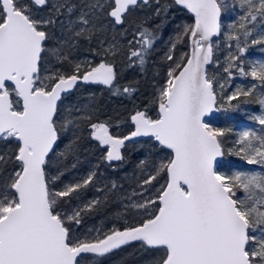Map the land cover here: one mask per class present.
Wrapping results in <instances>:
<instances>
[{
  "label": "snow or ice",
  "instance_id": "6c2138e0",
  "mask_svg": "<svg viewBox=\"0 0 264 264\" xmlns=\"http://www.w3.org/2000/svg\"><path fill=\"white\" fill-rule=\"evenodd\" d=\"M173 5L193 22L177 28L166 79L149 104L133 107L127 134H117L120 120L99 119L94 94L86 105L65 103L81 84L131 98L137 88L120 85L117 61L144 71L156 39L131 17L145 8L166 17ZM237 7L239 20L225 31L222 17ZM222 34L236 49L224 73L232 79L235 69L264 91V62L245 71L241 59L249 45L264 46V0H0V264H101L96 258L132 242L150 264H264V171H221L225 130L210 119L239 110L231 101L257 88L237 87L229 109L218 106L217 84L221 91L224 84L208 66ZM84 44L91 58L76 60ZM181 44L189 50L177 54ZM258 102L261 114L252 119L262 130L243 131L232 154L264 169V98ZM84 141L102 148L113 170L140 146L130 193L115 181L97 187L99 165L65 183ZM92 188L105 200L119 194L118 206L135 222L82 232L102 203L83 202Z\"/></svg>",
  "mask_w": 264,
  "mask_h": 264
},
{
  "label": "trees",
  "instance_id": "16d2710c",
  "mask_svg": "<svg viewBox=\"0 0 264 264\" xmlns=\"http://www.w3.org/2000/svg\"><path fill=\"white\" fill-rule=\"evenodd\" d=\"M162 2L171 5L172 0H162ZM233 0H229L232 3ZM43 14V13H42ZM240 11L230 8L222 17V24L225 25V31L228 30L227 26L234 22H238ZM131 19L135 20L138 24L143 21V26L152 30L156 39L153 47L147 57V62L144 66V71H141L139 66L132 68L128 67L125 63L117 61V67L119 71V83L121 86H133L137 88V91L131 98L124 96H112L110 92L103 85H84L81 84L78 90L74 91L65 101L67 104H81L86 105L89 103L92 95H95V103L98 105L100 111L98 117L100 120H110L115 124L117 120L121 121L119 131L114 128L113 131L117 134H127L128 115L132 111L133 107L143 108L149 104L152 100V94L156 90L158 85L163 84L166 79V73L168 67L171 65V61L166 60V54L169 51L171 42L175 38L177 28L182 29L183 25L191 24L193 22L192 15L180 6H171L167 10L166 17H154L151 15L150 9H137ZM259 21L257 22L256 30H259ZM251 27V25H249ZM255 35V33H254ZM214 41V63L208 68L209 76L212 77L214 66L220 68L226 67V64L222 61L224 54H235L236 49L233 47L229 49L226 37L222 34L219 37H215ZM218 42V47L216 46ZM94 47V45H93ZM89 46L81 45L78 50L73 53V57L76 60H84L85 57L91 58V53L88 50ZM188 46L178 45L177 54L181 52H187ZM97 60L99 58H96ZM243 65L245 71H249L251 64L258 61L264 62V46L261 45H249L246 53L242 56ZM218 62V64L216 63ZM67 67V66H66ZM227 83L229 89L236 85H242L247 89L253 83L257 84L256 90L251 96L239 97L236 100L231 101L232 105H239V110L231 111L229 109V103L224 101L221 95L217 96L218 106H222L223 109H229L228 112L223 110L216 112L210 119L212 120L214 127H219L225 130V135L221 137L224 149V156L221 158V171L230 172L233 169L255 170L257 172L264 171L259 165H247L245 161L238 156L233 157L227 152V147L239 138L243 131L251 130L260 133L262 126L252 119L253 116L261 114L262 106L258 102V98H264V91L259 86L258 81H253L250 76L242 77L238 72L233 69L234 78L230 79L227 73ZM213 78V77H212ZM229 90H226L225 94ZM155 115V113H151ZM64 145H61L62 150ZM137 150H133L131 147L126 153L127 160L122 166H118L116 170L107 166V163L103 161V149L98 148L95 142L84 141L82 144L81 152L79 155V163L77 168L71 169L62 179L67 182L79 180L86 176L89 171L98 168L99 179L97 181V187L103 188L104 185L110 184L115 181L118 184H123L125 189L130 193L131 188L134 186V176L139 175V169L136 168L137 160L142 155L139 145L136 146ZM118 164L119 162H113ZM112 198L105 200L102 193L97 192L95 188H92L83 193V202H87L93 199H101L102 203L98 209L86 215L84 218V226L81 230L86 232L88 229H100L104 232L109 231L114 226L122 228L126 223H133L132 217L124 212L122 207H119L120 197L119 194L112 196ZM142 217L137 216L139 220ZM92 236H96L97 232L93 231ZM83 238V237H82ZM101 261V264H150L151 256L140 248L139 242H132L129 245L122 246L121 249L115 250L112 254H109L102 258H96ZM91 264H95L94 261Z\"/></svg>",
  "mask_w": 264,
  "mask_h": 264
},
{
  "label": "rangeland",
  "instance_id": "374dc122",
  "mask_svg": "<svg viewBox=\"0 0 264 264\" xmlns=\"http://www.w3.org/2000/svg\"><path fill=\"white\" fill-rule=\"evenodd\" d=\"M222 61L226 64V66H227V63H228V54L227 53H225L224 54V58L222 59ZM259 62H261V61H258V62H256V63H252L251 64V66L252 65H254V64H258ZM225 67V66H224ZM224 67H222V68H220L219 66H214V70H213V72H212V77L215 79V80H217V81H219L220 83H223L224 84V89L221 91V89L219 88V85L217 84V93H218V95H221L222 96V98H223V100L224 101H226V102H228L227 101V96L228 95H230L233 91H235L236 90V88L237 87H243L242 85H236L235 87H233V88H230L229 89V84L227 83V78H226V74H224V71H223V68ZM226 90H229L228 91V93L227 94H225V92H226ZM239 138H237V140H238ZM237 140L236 141H234L231 145H229L228 147H227V152L229 153V154H231L233 157H236V155L235 154H232V153H234L235 152V148H236V142H237ZM233 170H236V169H233ZM232 170V171H233ZM250 171H255V170H250ZM231 172V171H230ZM229 172V173H230Z\"/></svg>",
  "mask_w": 264,
  "mask_h": 264
},
{
  "label": "water",
  "instance_id": "95a60500",
  "mask_svg": "<svg viewBox=\"0 0 264 264\" xmlns=\"http://www.w3.org/2000/svg\"><path fill=\"white\" fill-rule=\"evenodd\" d=\"M190 14H191V13H190ZM191 15H192V14H191ZM214 38H215V37H214ZM214 38H213V39H214ZM210 65H211V64H210ZM210 65H209V66H210ZM209 66H208V68H209ZM214 114H215V113H214ZM220 160H221V158H220Z\"/></svg>",
  "mask_w": 264,
  "mask_h": 264
}]
</instances>
